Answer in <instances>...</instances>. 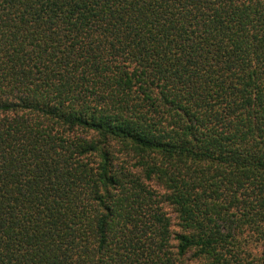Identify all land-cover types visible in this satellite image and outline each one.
<instances>
[{
  "label": "trees",
  "instance_id": "16d2710c",
  "mask_svg": "<svg viewBox=\"0 0 264 264\" xmlns=\"http://www.w3.org/2000/svg\"><path fill=\"white\" fill-rule=\"evenodd\" d=\"M0 264H264V0H0Z\"/></svg>",
  "mask_w": 264,
  "mask_h": 264
},
{
  "label": "rangeland",
  "instance_id": "374dc122",
  "mask_svg": "<svg viewBox=\"0 0 264 264\" xmlns=\"http://www.w3.org/2000/svg\"><path fill=\"white\" fill-rule=\"evenodd\" d=\"M167 208H168V206H167Z\"/></svg>",
  "mask_w": 264,
  "mask_h": 264
}]
</instances>
